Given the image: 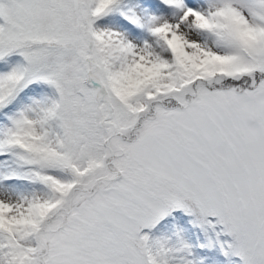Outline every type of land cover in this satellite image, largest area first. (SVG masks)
I'll return each mask as SVG.
<instances>
[{"label": "snow or ice", "instance_id": "1", "mask_svg": "<svg viewBox=\"0 0 264 264\" xmlns=\"http://www.w3.org/2000/svg\"><path fill=\"white\" fill-rule=\"evenodd\" d=\"M0 264H264V0H0Z\"/></svg>", "mask_w": 264, "mask_h": 264}]
</instances>
